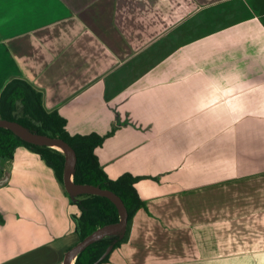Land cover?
<instances>
[{"label":"crops","instance_id":"crops-1","mask_svg":"<svg viewBox=\"0 0 264 264\" xmlns=\"http://www.w3.org/2000/svg\"><path fill=\"white\" fill-rule=\"evenodd\" d=\"M15 76L139 177L102 264H264V0H0V92ZM6 168L0 264H63L79 197L25 145Z\"/></svg>","mask_w":264,"mask_h":264},{"label":"trees","instance_id":"trees-1","mask_svg":"<svg viewBox=\"0 0 264 264\" xmlns=\"http://www.w3.org/2000/svg\"><path fill=\"white\" fill-rule=\"evenodd\" d=\"M0 117L15 121L33 133L61 137L69 142L76 152L74 181L98 185L120 195L128 209L129 224L136 211L145 205L135 185L139 177L127 172L112 178L101 164L96 148L103 144L113 130L105 135L98 132L71 133L67 127V118L57 109L51 110L45 106L43 92L28 79L18 76L9 79L0 92ZM21 145L39 153L64 185V151L50 145L29 142L12 128L3 125H0V178L9 174L6 161L14 157L16 149ZM75 196L79 197L76 204L80 212L74 213L73 218L79 241L102 226L120 221V209L108 196L94 193ZM126 238L127 234L120 237V233H114L97 239L78 253L74 264H102L110 258L111 252L98 261L107 247L112 243L114 248L118 247Z\"/></svg>","mask_w":264,"mask_h":264},{"label":"water","instance_id":"water-1","mask_svg":"<svg viewBox=\"0 0 264 264\" xmlns=\"http://www.w3.org/2000/svg\"><path fill=\"white\" fill-rule=\"evenodd\" d=\"M0 125L12 128L18 135H20L23 139L29 142H32L34 144L50 145V146L56 147L64 151L66 154V161H65V167H64V186L71 194L79 195L83 193H94V194L106 195L109 198H111L118 205L120 209V212H121L120 221H118L117 223H112V224L102 226L98 228L97 230L93 231L88 236H86L84 239L77 242V244H75L72 248H70L66 252L63 264H71L73 255L75 253H79L82 249H84L86 246L96 241L97 239H100L110 234L121 233L126 230L127 224H128L129 213L120 195H118L117 193H115L114 191L110 189L102 188L98 185L87 184V183L85 184L76 183L74 181L76 152L73 146L69 144V142H67L65 139L61 137H54V136L45 135V134L33 133L30 130H28L26 127H24L23 125L15 121L6 119V118L0 117ZM54 144H58L61 147H57ZM8 175L5 178L0 179V185H2L3 182H5L8 179ZM113 247H114V243L110 244L105 250V252L102 254V256L98 259V261H101L102 259H104L111 252Z\"/></svg>","mask_w":264,"mask_h":264},{"label":"bare ground","instance_id":"bare-ground-1","mask_svg":"<svg viewBox=\"0 0 264 264\" xmlns=\"http://www.w3.org/2000/svg\"><path fill=\"white\" fill-rule=\"evenodd\" d=\"M54 145L57 146V147H61V146L58 145V144H54ZM77 254H78V253H75V254L73 255V259H72L71 264H74Z\"/></svg>","mask_w":264,"mask_h":264},{"label":"rangeland","instance_id":"rangeland-1","mask_svg":"<svg viewBox=\"0 0 264 264\" xmlns=\"http://www.w3.org/2000/svg\"><path fill=\"white\" fill-rule=\"evenodd\" d=\"M57 258L56 257H53L51 260L50 259H48L50 262L51 261H53L54 263H57V260H56Z\"/></svg>","mask_w":264,"mask_h":264}]
</instances>
